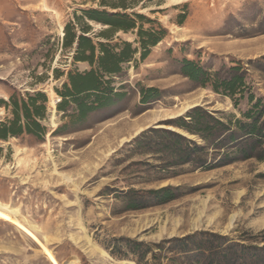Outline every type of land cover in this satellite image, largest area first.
Instances as JSON below:
<instances>
[{
  "label": "rangeland",
  "instance_id": "obj_1",
  "mask_svg": "<svg viewBox=\"0 0 264 264\" xmlns=\"http://www.w3.org/2000/svg\"><path fill=\"white\" fill-rule=\"evenodd\" d=\"M38 1L34 8L40 16L19 20L16 46H8L0 36V121L12 117L2 103L11 95L44 92L46 112L40 123L46 133L40 138L22 132L0 139V200L18 209L50 253L38 251L32 240L0 220V264H50L51 259L59 264L70 259L77 264H136L132 258L110 255L104 245L118 236L158 242L195 231L234 241L245 238V244L264 228V159L193 170L187 164L171 165L170 143L161 134L146 132L135 142L147 128L175 129L168 126L169 119L196 104L219 117H239L248 108L245 98L234 107L229 97L209 86H194L180 73L183 59L209 71L241 62L247 85L264 99V0H125L135 4L123 11L146 15L166 34L145 59L134 54L121 73L112 76L111 86L121 97L83 119L75 116L72 105L65 113L56 108L55 127L48 91L58 97L55 89L60 90L68 71L89 69L86 62L73 60L75 45L63 47L64 26L71 22L77 32L88 28L86 35L94 42L107 41L99 33L108 26L81 16L82 9H103L99 0ZM138 26L109 41L128 40L138 47ZM142 86L159 89V100L140 104ZM189 138L201 142L197 136ZM58 173L70 175L76 186ZM164 185L179 186L183 194L162 205L124 210L121 191ZM183 261L163 259V264Z\"/></svg>",
  "mask_w": 264,
  "mask_h": 264
},
{
  "label": "trees",
  "instance_id": "obj_2",
  "mask_svg": "<svg viewBox=\"0 0 264 264\" xmlns=\"http://www.w3.org/2000/svg\"><path fill=\"white\" fill-rule=\"evenodd\" d=\"M129 3L125 0H99V6L103 9L81 10V16L87 20L108 26L105 31L99 33L106 42H94L86 35L88 28H79L77 32L71 22L66 23L62 36L63 47L75 45L73 60L86 62L89 69L67 72V80L62 83L60 90L55 89L60 98L56 103L57 111L65 113L72 105L75 116L83 119L93 110L110 105L115 97L122 96V93L112 88V76L120 74L122 65L131 61L134 54L139 53L140 59H145L149 48L155 46L166 34L165 28L159 22L146 15L137 12L128 14L123 11L132 7L135 1ZM183 17L181 15L180 20ZM138 22V47H133L128 40L119 39L115 43L109 41L118 32L132 31ZM144 22L152 25L157 23V29H144ZM179 70L194 86H209L214 92L229 97L234 107L245 98L248 108L241 111L239 117L232 113L219 117L195 105L184 115L169 119L168 126L175 129L147 128L135 142L138 143L146 132L161 134L170 143L171 165L187 164L193 170H210L249 158L258 161L264 159V99L256 97L247 85V69L242 63L234 62L229 66L223 65L219 70L209 71L192 59H183L180 61ZM139 93V102L143 105L159 100L161 96L160 90L153 87L142 86ZM46 99L44 92L36 91L27 93L25 97L11 95L8 101H3V105L11 109L12 117L0 121V139L6 140L22 132L42 137L46 133V127L40 121L45 117ZM57 130L58 128L54 129L51 134ZM193 135L201 142L189 138ZM181 194L183 193L179 186L164 185L145 190L131 187L121 191L120 195L126 204L124 210L128 211L162 205ZM248 238L246 237V240ZM244 239L234 241L214 232L195 231L179 237L163 238L158 242H144L136 238L118 236L111 238L104 248L110 255L124 259L132 258L136 264H163V259L180 263L181 257L187 264H264V228L245 244ZM169 253H172V256H168Z\"/></svg>",
  "mask_w": 264,
  "mask_h": 264
},
{
  "label": "bare ground",
  "instance_id": "obj_3",
  "mask_svg": "<svg viewBox=\"0 0 264 264\" xmlns=\"http://www.w3.org/2000/svg\"><path fill=\"white\" fill-rule=\"evenodd\" d=\"M184 1H187V0H167L168 3H180ZM61 29H62V26H61ZM61 34H63L62 30H61ZM48 97H49L48 104L51 109L50 121L52 123V126L55 127L56 123H54L53 119H54L56 108H57L56 102L58 101V97H56L52 91H48ZM188 107H190V105ZM182 108L185 109L186 106L184 105L182 106ZM178 113H180V111ZM48 135L49 133H47V136ZM58 174L60 175L61 179H63L66 182L71 183L74 187L76 186L73 183V180L71 179L70 175H67L65 173H58ZM229 217L231 221L234 218L233 215H230ZM0 220L4 221L8 225L18 230L24 237H27L28 239L32 240L37 245L38 251L44 253L45 255L46 254L48 255V253H50L49 248L46 247V242L37 236L35 229H33V227H31L29 223H27V220L19 213L18 209L16 207H11L10 205H8L7 203L1 200H0ZM100 250L102 253L106 254L102 249ZM126 261L122 260L121 262H126ZM128 263L135 264L132 261ZM50 264H59V263L56 260L51 259ZM67 264H77V262L74 259H70L67 262Z\"/></svg>",
  "mask_w": 264,
  "mask_h": 264
},
{
  "label": "crops",
  "instance_id": "obj_4",
  "mask_svg": "<svg viewBox=\"0 0 264 264\" xmlns=\"http://www.w3.org/2000/svg\"><path fill=\"white\" fill-rule=\"evenodd\" d=\"M39 3L38 0H0V36H3L8 46H16L19 43L15 33L20 19L29 14H33L34 19L40 16L34 8ZM37 24L34 25L39 29L41 26Z\"/></svg>",
  "mask_w": 264,
  "mask_h": 264
},
{
  "label": "water",
  "instance_id": "obj_5",
  "mask_svg": "<svg viewBox=\"0 0 264 264\" xmlns=\"http://www.w3.org/2000/svg\"><path fill=\"white\" fill-rule=\"evenodd\" d=\"M198 105V104H197ZM190 109V108H189ZM188 110V109H187Z\"/></svg>",
  "mask_w": 264,
  "mask_h": 264
}]
</instances>
